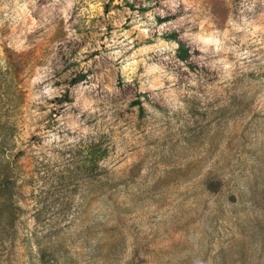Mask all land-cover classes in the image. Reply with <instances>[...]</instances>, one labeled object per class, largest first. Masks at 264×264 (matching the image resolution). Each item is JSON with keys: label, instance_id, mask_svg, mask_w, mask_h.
Here are the masks:
<instances>
[{"label": "rangeland", "instance_id": "1", "mask_svg": "<svg viewBox=\"0 0 264 264\" xmlns=\"http://www.w3.org/2000/svg\"><path fill=\"white\" fill-rule=\"evenodd\" d=\"M0 264H264V0H0Z\"/></svg>", "mask_w": 264, "mask_h": 264}, {"label": "trees", "instance_id": "2", "mask_svg": "<svg viewBox=\"0 0 264 264\" xmlns=\"http://www.w3.org/2000/svg\"><path fill=\"white\" fill-rule=\"evenodd\" d=\"M174 35H176V34H174ZM179 43H180V49L183 50V48H184V51H182L183 53L181 54V56H182V58L185 59L188 56V50L185 49V44L182 41H179ZM82 76L83 75H80L79 77L75 78L74 82H77V81L81 80Z\"/></svg>", "mask_w": 264, "mask_h": 264}]
</instances>
